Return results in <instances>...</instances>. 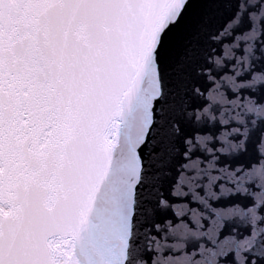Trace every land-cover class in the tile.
I'll use <instances>...</instances> for the list:
<instances>
[{
  "label": "snow or ice",
  "instance_id": "obj_1",
  "mask_svg": "<svg viewBox=\"0 0 264 264\" xmlns=\"http://www.w3.org/2000/svg\"><path fill=\"white\" fill-rule=\"evenodd\" d=\"M0 264H264V0H0Z\"/></svg>",
  "mask_w": 264,
  "mask_h": 264
}]
</instances>
